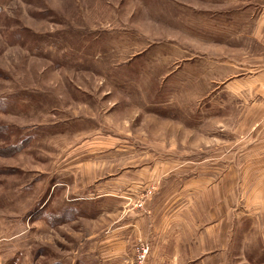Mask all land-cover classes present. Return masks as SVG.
Returning <instances> with one entry per match:
<instances>
[{
	"label": "rangeland",
	"instance_id": "obj_1",
	"mask_svg": "<svg viewBox=\"0 0 264 264\" xmlns=\"http://www.w3.org/2000/svg\"><path fill=\"white\" fill-rule=\"evenodd\" d=\"M262 43L264 0H0V264H264Z\"/></svg>",
	"mask_w": 264,
	"mask_h": 264
},
{
	"label": "crops",
	"instance_id": "obj_2",
	"mask_svg": "<svg viewBox=\"0 0 264 264\" xmlns=\"http://www.w3.org/2000/svg\"><path fill=\"white\" fill-rule=\"evenodd\" d=\"M262 46H264V43H262ZM263 51H261L260 52V54H261V58H262V60H261V62L260 63H258V64H255L254 66H252L253 67V69L250 67V69L249 70H251L252 69V72L254 73V74H259V75H254L253 77H256V78H254L257 82H259V83H261V85H262V87H264V48L262 49ZM249 65V64H248ZM250 66V65H249ZM252 73V74H253ZM264 103V102H263ZM154 211V210H153ZM155 231V230H154ZM156 232V231H155ZM116 241H117V239H116ZM116 241H112L111 243H115ZM117 243H118V241H117Z\"/></svg>",
	"mask_w": 264,
	"mask_h": 264
},
{
	"label": "built area",
	"instance_id": "obj_3",
	"mask_svg": "<svg viewBox=\"0 0 264 264\" xmlns=\"http://www.w3.org/2000/svg\"><path fill=\"white\" fill-rule=\"evenodd\" d=\"M143 202L141 203V208H145L143 206ZM150 251V245L145 241V243L141 242L139 246L137 247L136 252V262L135 264H145L146 257L148 256Z\"/></svg>",
	"mask_w": 264,
	"mask_h": 264
}]
</instances>
